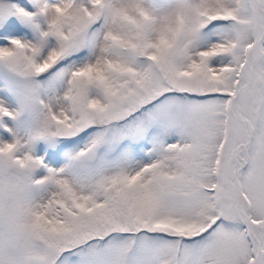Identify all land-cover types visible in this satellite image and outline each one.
Wrapping results in <instances>:
<instances>
[{
  "label": "snow or ice",
  "instance_id": "obj_1",
  "mask_svg": "<svg viewBox=\"0 0 264 264\" xmlns=\"http://www.w3.org/2000/svg\"><path fill=\"white\" fill-rule=\"evenodd\" d=\"M0 264H264V0H0Z\"/></svg>",
  "mask_w": 264,
  "mask_h": 264
}]
</instances>
